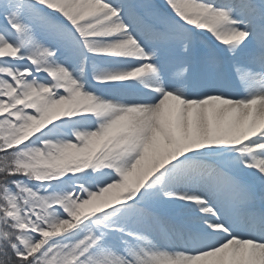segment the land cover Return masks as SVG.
I'll return each instance as SVG.
<instances>
[{
  "label": "snow or ice",
  "instance_id": "obj_1",
  "mask_svg": "<svg viewBox=\"0 0 264 264\" xmlns=\"http://www.w3.org/2000/svg\"><path fill=\"white\" fill-rule=\"evenodd\" d=\"M0 264H264V0H0Z\"/></svg>",
  "mask_w": 264,
  "mask_h": 264
}]
</instances>
